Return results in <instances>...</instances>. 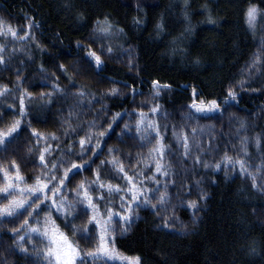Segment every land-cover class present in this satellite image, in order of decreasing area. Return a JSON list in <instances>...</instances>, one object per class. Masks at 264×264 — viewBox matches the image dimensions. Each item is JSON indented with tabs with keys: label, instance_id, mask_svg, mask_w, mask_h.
Here are the masks:
<instances>
[{
	"label": "snow or ice",
	"instance_id": "obj_1",
	"mask_svg": "<svg viewBox=\"0 0 264 264\" xmlns=\"http://www.w3.org/2000/svg\"><path fill=\"white\" fill-rule=\"evenodd\" d=\"M189 7L188 0H185L181 9L184 28L180 35L168 41L170 52L165 54L179 55L182 61H189L194 69H199L204 62L199 57L190 59L191 53L187 47L188 38L194 33ZM141 11L140 6H137L138 16L133 19L132 24L134 28L142 30L147 26V13L140 16ZM260 16H264V10L255 4H249L244 12L249 31L255 33ZM79 19L86 25L83 17ZM208 19L210 23H214L211 16ZM27 27L28 31L21 36L19 30L5 27L0 22V39L5 41L0 43V73L12 71L10 65L17 59L16 53L23 51L13 47L9 52L8 42H26L29 39L35 41L32 29L39 28L40 25L29 21ZM153 30L157 40L170 35L163 13ZM113 36L127 38V33L123 28L115 27L106 16L103 21L97 20L92 27L87 37V49H84L81 41L76 42L77 58L73 64L54 65L56 71L51 76L41 64L39 72L45 73L43 86L48 90L41 91L38 97H33L24 88L28 78L21 76V66L26 68L28 64L23 59L15 68V84L11 88L8 84H0V101L19 93L18 106L15 95L12 103L6 107L0 103V123L13 117L7 127L0 128V159L13 157L7 165L0 164V251L4 253L0 264H8V255L23 257L25 264H142L141 257L128 256L121 251L119 240L140 219L142 211H149L163 221L157 227L174 230L173 225L179 220L176 210L185 207V203L183 199L179 203L172 202L170 186L174 187L178 179V173L173 167V157H176L175 163L179 164H187L191 159L192 168H184L186 174L202 166L206 170L205 176L214 177L224 171L228 178L238 169L239 175L252 180V188L264 189V185L259 184L257 175L259 174V179H264V129L255 137L241 135V132H247L248 121L238 117L230 118L228 126L238 122L239 127L234 134H229L228 141L221 148L225 127L223 117L228 109L235 107L240 96L249 89L264 93V39L260 41L259 51L253 53L238 74L227 81L222 93L223 99L220 95L209 99L210 94L193 86L188 97L190 102L168 111L158 101L162 94L172 93V85L153 80V103L148 111H143L148 107L147 104L135 105V97L143 95L136 88L131 92L135 105L132 110L111 113L108 104H101L93 121L88 123V130L79 138V150L74 151L77 145L71 138L78 136L83 130L80 124L75 127L71 124L73 116L78 117L74 109L83 108L84 98L89 96L84 86L76 83L74 76L94 74L98 83L103 82L100 78V73L106 67V60L103 58L107 56L111 59L114 55L113 47L110 44L106 46L105 42ZM9 37L10 40L7 39ZM97 44L99 48L94 50ZM37 48H40L38 43ZM121 49V54L127 55L129 69L136 67L135 49H123L122 45ZM80 50H83V55H79ZM40 51L43 53L44 49L40 48ZM28 61L35 64V58L31 55ZM237 75L239 79L236 78ZM62 78L66 80L63 87ZM257 82L260 87L251 88L252 83ZM29 87L32 85L29 84ZM180 87L184 92L188 91L187 86ZM120 95L118 87H111L101 93L99 98L92 94L87 103L91 109L96 103ZM33 100L37 101L41 113L51 111L57 103L66 105L69 101L75 102L69 107L67 117H61L63 137L55 132L42 133L32 126L35 122L31 112ZM136 108L141 110L137 112ZM177 113L180 123L171 124V141L166 143L169 141L167 121L174 120ZM133 119L135 124L132 123ZM202 119L217 121L221 124V131L217 132L214 125L198 124L188 131L191 122ZM161 120L165 123L161 124ZM66 124L68 126L65 128ZM113 135L117 144L130 149L127 153L109 146ZM205 135L208 136L207 147L203 144ZM233 135L238 138V148L232 140ZM64 138L71 141L67 143L66 149L61 148ZM22 140L29 145L27 154L24 153ZM229 142L231 148L228 146ZM53 143H56L55 148ZM253 144L259 153V164L249 163L255 159L249 153ZM133 150H136L135 153ZM221 151L223 155L215 159V162L205 159L209 154L215 158ZM230 151H236L239 158L229 155ZM56 152L60 153L59 157L55 155ZM102 155L106 158L101 159ZM29 166L38 168L39 174L25 176L23 170ZM80 177L83 178L74 184ZM201 183L202 181H196L197 187ZM210 183L214 184L216 180L211 179ZM199 193L198 199L206 201L208 193L203 188H199ZM186 207L193 210L195 224L196 212L201 210L198 202L190 200ZM4 225L9 226L7 231L2 230ZM68 229L71 230V237ZM5 237L12 241L10 247L7 246ZM252 254H255V249Z\"/></svg>",
	"mask_w": 264,
	"mask_h": 264
},
{
	"label": "trees",
	"instance_id": "obj_2",
	"mask_svg": "<svg viewBox=\"0 0 264 264\" xmlns=\"http://www.w3.org/2000/svg\"><path fill=\"white\" fill-rule=\"evenodd\" d=\"M184 2L185 0H0V17L6 22L18 27H27L29 21L40 25L39 28L32 29L35 41L30 39L25 45H15L16 49L23 51L16 53L17 59L10 65L12 71L0 73V84H8L10 88L15 84V68L23 59L28 64L26 68L21 66V76L28 78L24 88L33 97H38L41 91L48 90L43 86L45 73L39 72L41 64L49 76L56 71L54 65L58 63L66 66L73 64L77 58L76 42L81 41L84 49H87V37L95 22L103 21L107 16L115 27L123 28L127 33V38L116 36L115 44L120 48L122 45L126 49H135L136 67L130 70L128 63L103 58L106 60V67L100 73L103 82L98 83L94 74L74 76L76 83L83 85L84 90L89 93L84 98L83 108L74 109L78 117L73 116L71 120L73 127L80 124L83 129L78 136L71 138L77 145L74 151L79 150V138L88 130L87 125L93 121L101 104H108L111 113L132 110L138 102L151 98L153 80L172 85V93L162 94L158 101L168 111L190 102L188 97L193 86L210 94L209 99L218 95L223 99L222 93L227 81L238 74L239 69L250 60L256 47L255 36L245 24L244 12L249 4H255L264 10V0H188L194 33L188 38L187 47L191 53L190 59L199 57L204 62L199 69H194L189 61H182L179 55L165 54L170 52L168 41L180 35L184 28L181 15ZM65 5L70 6L65 8ZM137 6L142 9L140 16L147 13V26L142 30L134 28L132 24L133 19L138 16ZM162 13L170 35L157 40L153 29ZM209 16L214 23L209 22ZM80 17H83L86 25L81 22ZM3 41L0 39V42ZM37 43L44 49L43 53L37 48ZM83 54V50H80L79 55ZM30 55L35 58V64L28 61ZM236 78L239 79L238 75ZM65 84L66 80L62 78L61 86ZM181 85L187 86L188 91L184 92ZM111 87H118L121 95L96 103L90 109L87 100L91 95L95 94L99 98L101 93ZM252 87L259 88L260 85ZM133 88L143 93L135 97V105L131 95ZM13 95L18 106L19 93ZM13 95L0 103L6 107L12 103ZM74 103H57L51 111L41 113L37 101L33 100L31 112L35 122L32 126L42 133L55 132L63 137L60 120L62 116L67 117L68 109ZM235 107L246 116L258 113V124H261L264 120V93L247 90L240 96ZM12 119L13 117H8L0 123V128L7 127ZM67 126L64 125L65 128ZM68 142L71 141L64 138L61 148L66 149ZM21 143L27 154L28 143L23 140ZM109 146L120 148L124 153L130 150L117 144L114 135ZM53 147H56V143H53ZM55 155L59 157L60 153L56 152ZM104 158L106 156L102 155L101 159ZM11 159L13 157L0 159V164L7 165ZM39 171L38 168L29 166L23 173L25 176H32L39 174ZM82 178H78L74 184ZM204 179L201 188L208 193V198L206 201L199 200L201 210L196 212L195 224L193 213L187 207L177 208L175 213L184 226V231L159 228V218L149 211H142L140 219L119 240L121 251L128 256L141 257L142 264H264L262 194L237 174L226 178L225 173L220 171L214 177L209 175ZM211 179H215L216 183H210ZM192 186L188 184L186 191L189 192ZM180 187L182 189V185L177 188ZM185 200L189 201L188 198ZM67 231L71 237L70 229ZM253 249L255 254H252ZM9 258L10 264H25L21 256L10 255Z\"/></svg>",
	"mask_w": 264,
	"mask_h": 264
},
{
	"label": "rangeland",
	"instance_id": "obj_3",
	"mask_svg": "<svg viewBox=\"0 0 264 264\" xmlns=\"http://www.w3.org/2000/svg\"><path fill=\"white\" fill-rule=\"evenodd\" d=\"M0 22H2L5 27H9L10 26L13 29L19 30L21 36L24 35V32L28 31V27H18L16 25L10 24L9 22H6V20L2 19L1 17H0ZM251 33L255 36V39H256V47H255V50H254V53H256V52L259 51L260 41L262 39H264V16L258 17V22H257V25H256L255 33H253V32H251ZM7 39L10 40L11 38L9 37ZM115 39H116V36H113L110 40L105 42L106 46L110 44L113 47V49H114V55H113L112 58L117 60V61H119V62H122V63L123 62L128 63L127 55H122L121 54L122 53V49L115 44ZM3 42H5V41H3ZM3 42H0V43H3ZM17 43H22V44L25 45L27 43V41L26 42H8V50H9V52L12 51L13 47H15V45ZM87 45H88V43H87ZM98 48H99L98 44L94 46V50H98ZM123 49H126V48H123ZM262 54H264V53H262ZM104 58H107V56H105ZM258 84H259L258 82L257 83H252L251 87L254 86V85H258ZM142 103L148 105V107H145L143 109V111H148V109L152 106L153 102H152L151 98H148V99H143L142 101L138 102L137 104L140 105ZM135 110L137 112H139L141 109L140 108H136ZM233 117H238L239 119H246L248 121V125H249L248 126V130H247L246 133L241 132V135H245L246 134L249 137H255L257 133H259L262 129H264V120L261 122V124H258V113L253 114L250 117V116L244 115L240 111H237L236 107L229 108L228 111L225 113V115L223 117V124L225 125V127L223 128L224 136H223V139L221 140V148L222 149L224 147L225 141H228L229 134L230 133L234 134L235 131H236V128L239 127L238 122H234L230 127L228 126L229 119L233 118ZM125 122H127V117H125ZM167 122L169 123V132H168L169 141H166V143H169L171 141V124L173 122H175L177 124L180 123L179 113H177V115L174 118V120L170 119ZM132 123L135 124V120L134 119L132 120ZM160 123L163 124V123H165V121L161 120ZM197 124L199 126L214 125L216 130H217V132L221 131V124L217 123V121L212 120V119H202L199 122L193 121V122H191V125L189 126L188 131L190 132L191 131V127L192 126H197ZM232 140L236 142V146L238 148L239 147L238 138L233 135L232 136ZM203 144H204L205 147L208 146V136L207 135H205L204 138H203ZM228 146H229V148H231V143L230 142H229ZM144 151L146 152L147 149H144ZM249 153L252 156L255 157V159L254 160H250L249 163L250 164H259L260 163L259 153H257L254 144L249 148ZM194 155H195V153H194ZM220 155H223V151H221L219 153V155H217L215 158L211 154H209L208 156L205 157V159L215 162V159H218ZM229 155H232L233 157L239 158V154L236 151H230ZM172 160H173V167H174L175 171L178 173V179L176 181V185L174 187L170 186V191H171V194H172V197H173V201L172 202L173 203H179V201L181 199H183L184 203H185V207H186V204L188 202V201L185 200L186 198H188L189 201L190 200H194V201L199 202V199H198V197L200 195L199 188H201L202 184H200L199 187H197L196 181L199 180V181H202V183H203V181L205 180L204 178H205V171L206 170L203 169L202 166H199V167H197L195 169V171H189L186 174L184 172V168H188V169L192 168L191 159L188 161L187 164L175 163L176 157H173ZM1 164H4V163H1ZM252 171H255V170L252 169ZM236 174L239 175V170L238 169H237V171L235 173H232L229 176H233V175H236ZM257 175H258L259 184L264 185V179H259V174H257ZM239 176L241 178L245 179L243 176H241V175H239ZM246 181L249 182L252 185V180L251 179H247ZM188 184L193 185L191 187V189L189 190V192L186 191V188H187ZM180 185H182V189H181V187H180V189L177 188ZM255 190L257 192H259L260 194H262V196L264 197V189H255ZM186 194H188V195H186ZM189 196H191V197H189ZM200 201H202V200H200ZM199 206H200V204H199ZM189 211L191 213H193L192 209H189ZM168 214L170 215L171 212H169ZM159 220L161 221V224H162L163 221L161 219H159ZM78 223H79V221H78ZM17 226H19V224H17ZM8 227H9L8 225H4L2 230L3 231H7ZM173 228H174V231H184V226L179 222V220L174 223ZM70 232H71V230H70ZM71 235H72V233H71ZM5 239H6V242H7V246L10 247L12 245V241L10 239H7V237H5ZM3 256H4V253L2 251H0V258H2ZM9 256L10 255L7 256L8 264H10Z\"/></svg>",
	"mask_w": 264,
	"mask_h": 264
}]
</instances>
